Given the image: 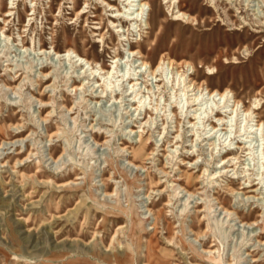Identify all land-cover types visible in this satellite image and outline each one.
Masks as SVG:
<instances>
[{"label": "rangeland", "instance_id": "374dc122", "mask_svg": "<svg viewBox=\"0 0 264 264\" xmlns=\"http://www.w3.org/2000/svg\"><path fill=\"white\" fill-rule=\"evenodd\" d=\"M110 1L0 0V264H144L155 217L153 263L264 264V139L243 111L264 121V0H146L137 23L139 0ZM238 140L251 154L221 169Z\"/></svg>", "mask_w": 264, "mask_h": 264}, {"label": "bare ground", "instance_id": "6f19581e", "mask_svg": "<svg viewBox=\"0 0 264 264\" xmlns=\"http://www.w3.org/2000/svg\"><path fill=\"white\" fill-rule=\"evenodd\" d=\"M112 2H115V1H117V0H111ZM110 1V2H111ZM125 2H127V3H125ZM129 2H132L133 3V1L131 0V1H129V0H122V5L125 7V8H131V3H129ZM138 3V2H137ZM137 5V4H136ZM108 6H111V4H108ZM134 6V5H133ZM140 8H141V12H138L137 13V16L135 17V18H132V17H127L126 19V22H130V23H137V22H142V20H143V10H144V8H145V6H149V4H148V2L146 1V0H139V5H138ZM111 8H113V12H112V16H111V18L112 19H114L111 23H112V25H113V27L114 28H118V25H116L115 23L117 22V23H122V15H121V13H120V9L119 8H114V6H111ZM139 9V8H138ZM127 10V9H126ZM136 11H138V10H136ZM135 11V12H136ZM77 13V12H76ZM180 12L178 11V14H179ZM133 14V13H132ZM179 15H181V16H183L184 14L183 13H180ZM5 16H10V14H6ZM130 16H133V15H130ZM139 16H140V19H139ZM185 16V15H184ZM2 22H5L4 21V19H2ZM146 25L148 26L149 24L146 22ZM121 37H122V35H120ZM22 46V45H21ZM24 46V45H23ZM129 53H131V54H133V55H140L141 57H142V54H141V52H140V50L139 49H133V50H131V52H129ZM57 54V53H56ZM59 57H66L67 59H68V61H70V64L72 65V67H80V69H83V68H85L87 65H90V62L84 57V56H82V55H80V54H78V53H76L73 49H67L66 50V52L65 53H63V54H60V56ZM114 59H117V57L115 56L114 57ZM117 61V60H116ZM165 62V57L164 58H161V60H160V62H159V64H158V66L156 67V69H153L151 72H149V73H151V74H153V75H151V76H153L154 77V74H156L157 73V71L159 70V69H161V67H162V65H163V63ZM169 65L170 66H172L173 67V65H174V61L173 60H169ZM45 64V63H44ZM148 63L146 62V61H143L142 63H141V65L142 66H146ZM184 64V63H183ZM51 68V66H50V64L49 65H46V66H44V67H42V72H41V76H42V78H44L45 80H50V78L51 77H49L50 76V74H51V72L49 71V69ZM150 68V67H149ZM75 69V68H74ZM87 70V69H86ZM100 71H102L103 72V75L105 76V75H107V74H109V72L108 71H104L103 70V68H101V70ZM87 73V72H86ZM101 74V73H100ZM72 75H74V74H72ZM157 75V74H156ZM68 76V75H67ZM75 76V75H74ZM74 76H72L71 78H73V85H72V88L74 89H80L81 88V85H74V82L76 81V79H78L77 77H74ZM100 76V75H99ZM155 78V77H154ZM68 79H69V77H68ZM192 83L190 84V87L191 86H193L194 87V89L195 88H197L198 90L197 91H199V89H201V86H198V84H196V82H194V81H191ZM79 84V83H78ZM130 84L132 85V87H134L136 84L134 83V79H130ZM188 87V86H187ZM207 89V88H206ZM206 89H205V91H206ZM193 90V89H192ZM203 91V90H202ZM188 92V91H187ZM229 92H227V91H225V92H218V91H216V90H212V91H207V93H206V95H208V96H206V97H208L209 99H215L216 97H219V101H220V99H223L224 100V98H226V96H227V94H228ZM205 94V93H204ZM230 94V93H229ZM196 95V94H195ZM202 96V95H201ZM205 97V98H206ZM97 98V97H96ZM99 98V97H98ZM204 98V97H203ZM204 98V99H205ZM230 98V97H229ZM234 98V97H233ZM232 98V99H233ZM189 99H191V98H189ZM199 99V98H198ZM198 99H194L195 101H197ZM191 100H193V99H191ZM231 100V99H230ZM208 101V100H207ZM228 101V100H227ZM227 101L225 102V103H227ZM233 101V100H232ZM210 102V101H209ZM230 102V101H229ZM234 102V104L232 105L231 103H230V105H232V107H236V108H234V109H228V110H224L223 108H226L227 106H224V107H222L223 105H221V107L222 108H219V109H217V110H215L214 111V109H212L211 110V112H207V114H211V115H209L208 117H207V122H209V124H208V126H210V131H215V132H218L219 130H224L225 128H226V125H227V123H229L228 122V117H227V114L229 115V114H234V111L237 109V107L240 105V101H236V100H234L233 101ZM232 102V103H233ZM134 103H136V101L134 100ZM191 103H193V102H191ZM195 103V102H194ZM215 103V102H214ZM220 103V102H219ZM191 105V104H190ZM196 105H199V104H193L192 105V107L193 106H196ZM225 105H227V104H225ZM255 105H259V103H256ZM190 107V106H189ZM188 107V108H189ZM197 107V106H196ZM216 107V106H215ZM229 107V106H228ZM231 107V108H232ZM139 108V106H137L136 107V110ZM198 108H200V107H197L196 109H194V114H192V117H190V118H188L189 119V121H188V123L189 124H191L192 125V129L195 127V124L197 123H195V121H196V119H197V111L199 110ZM239 108V107H238ZM241 108V107H240ZM192 109V108H191ZM203 109H204V107H203ZM202 109V110H203ZM255 110H258V108H254V107H246L243 111L245 112V114L246 115H248L249 117H250V119H251V117L254 115V117L256 118L255 119V126H256V128L257 129H255V131H256V133H257V131H259V130H261V135H262V137H263V139H264V121L260 118V116H259V114L258 113H256L255 112ZM208 111V110H207ZM190 116V115H189ZM201 116V115H200ZM231 118V117H230ZM233 118V117H232ZM231 118V119H232ZM202 119V118H201ZM203 119H206V117H204ZM232 121V120H231ZM252 121V120H251ZM253 122V121H252ZM238 123V122H237ZM251 123V122H250ZM233 124V123H232ZM207 125V124H206ZM231 125V124H230ZM207 126V127H208ZM238 126H239V124H238ZM234 127V126H233ZM220 128V129H219ZM255 128V127H254ZM250 129V128H249ZM226 130V129H225ZM234 130V129H233ZM232 131V130H231ZM253 130L251 129L250 130V132H247L248 134H253V132H252ZM259 133V132H258ZM254 134H255V132H254ZM54 135H56V133H51L50 135H49V137H53ZM209 135V134H208ZM217 135V134H216ZM227 135V134H226ZM237 135V134H236ZM193 136V135H192ZM230 136H232V134H230ZM246 136V135H245ZM229 137V136H228ZM234 137V136H233ZM252 137V136H251ZM215 137H211V136H207V137H205L203 140H208V141H211L212 139H214ZM255 138V137H254ZM261 138V137H260ZM237 139H238V137H237ZM245 140V139H244ZM256 140V139H255ZM262 140V139H261ZM249 141V140H248ZM254 141V140H253ZM264 142V141H263ZM246 143H248L247 142V140L246 141H242V140H238V141H236V143H235V147H232V149H231V147H230V149H228V151L226 152V155H225V157H221V162H222V166L220 167L221 169L222 168H225L226 166H227V164H230V163H232L233 161H235V159H238V154H240V153H248V154H251V149H250V146H251V143H250V146H246ZM260 143H262L261 141H260ZM137 144H138V147H142V146H145V145H148V138H145L142 134H138V142H137ZM213 144L214 143H210V146L212 145L213 146ZM219 144V143H218ZM234 144V143H233ZM254 144H256L255 142H254ZM14 146V145H13ZM229 146V145H228ZM261 147V146H260ZM2 148V147H1ZM258 148V147H257ZM264 149V148H263ZM254 150H256V149H254ZM253 151V150H252ZM134 151L132 150L131 151V153H133ZM240 152V153H239ZM258 152V151H257ZM247 154V155H248ZM254 155V154H253ZM263 155V154H262ZM244 156V155H243ZM245 157V156H244ZM26 158V157H25ZM51 159V158H50ZM241 160H239V162H240ZM235 164V163H234ZM237 165V164H236ZM230 166H232V165H230ZM4 167V166H3ZM69 181V180H68ZM246 181V180H245ZM69 183V184H68ZM251 183H253V182H251ZM262 184V183H261ZM72 185V182L70 183V182H63V183H61V185H60V187H66V186H71ZM246 185V184H245ZM256 184H253V185H247L246 186V188H251L250 189V191L249 192H255L256 191V189H253V187L255 186ZM257 185H259V183H257ZM72 187V186H71ZM223 210L225 211V212H228L226 209H224L223 208ZM150 212H152L151 210H150ZM148 213V212H147ZM151 214H153L154 215V213H151ZM156 217L154 218V223H153V226L150 228V230L152 231L153 230V234H152V236H151V238L150 239H146L145 240V243H144V247H145V249H146V251H145V254L143 255V258H144V264H170L167 260H158L157 262H152L151 261V258H152V254H153V252L155 251V249H157V247H155V243L156 242H154V240H153V235L155 234L154 232H155V229H156ZM142 223L141 222H138L137 224H134V226H133V228H136V227H140V225H141ZM245 225V224H244ZM253 225H255V224H253ZM138 228H137V232H138ZM143 230H145V229H143V227H141V230H139V231H143ZM190 232H192V230H190ZM191 235H193V233L191 234ZM192 240H193V238H192ZM194 240H197V238L195 237V239ZM169 242L171 243V240H169ZM195 243H197L196 241H195ZM199 245V244H198ZM200 246V245H199ZM211 246H214V245H211ZM200 248V247H199ZM201 251L199 252V255L198 256H200V257H204L205 255H207L208 256V258H209V260L211 261V262H214V263H217V264H231V263H229V262H224V261H222V260H220V258L217 256V257H214L213 256V254L215 253V251L214 250H207V249H205V248H202V249H200ZM247 256H250L249 254H247ZM164 257L165 258H167L165 255H164ZM251 264H254V263H256V262H258V259H254V258H252V259H250V261H249ZM190 264V263H189Z\"/></svg>", "mask_w": 264, "mask_h": 264}]
</instances>
